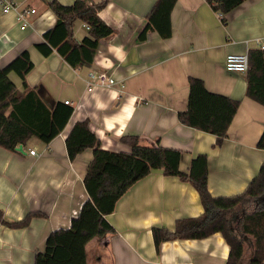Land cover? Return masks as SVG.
Segmentation results:
<instances>
[{
  "label": "crops",
  "instance_id": "0c3cea01",
  "mask_svg": "<svg viewBox=\"0 0 264 264\" xmlns=\"http://www.w3.org/2000/svg\"><path fill=\"white\" fill-rule=\"evenodd\" d=\"M33 8L29 26L20 28L12 12H0V67L27 50L33 67L25 75L29 87L42 99L68 100L72 113L64 128L49 142L31 137L21 149L0 145V208L6 221L38 212L25 227L0 223V264H33L47 235L67 228L88 197L83 178L92 160L88 147L70 159L65 138L75 122L88 121L102 148L129 152L120 140L138 136L145 145L160 144L180 151L179 169L187 172L191 159L205 154L207 187L213 196L242 192L264 160L257 141L264 129V105L248 97L245 72L224 67L228 53L262 49L264 0H243L226 13L208 0H176L170 10L171 33L161 37L154 29L139 34L156 0H90L103 3L98 16L112 28L99 40L91 65L72 67L55 50L44 55L36 44L57 17L50 0H15ZM70 5L74 0H56ZM73 36H89L81 20ZM89 69L103 70L124 83L86 89ZM22 90L15 72L8 74ZM202 80L213 93L239 101L226 137L181 123L187 109L188 79ZM34 149V154L29 150ZM199 195L189 181L154 169L134 182L105 215L113 232L95 236L85 246L86 264H225L229 245L220 232L203 238H176L154 246L152 228L171 230L177 219L202 212ZM251 251V250H250ZM244 252V262L251 252Z\"/></svg>",
  "mask_w": 264,
  "mask_h": 264
},
{
  "label": "trees",
  "instance_id": "16d2710c",
  "mask_svg": "<svg viewBox=\"0 0 264 264\" xmlns=\"http://www.w3.org/2000/svg\"><path fill=\"white\" fill-rule=\"evenodd\" d=\"M176 0H156L148 12L147 23L139 34L144 38L149 29L161 37L171 33L170 10ZM214 10L226 13L243 0H208ZM48 7L55 13V24L43 33V41L36 47L47 55L55 49L72 67L91 65L100 39L108 37L112 28L99 16L103 3L74 0L63 5L50 0ZM81 20L88 26L89 36L77 40L73 25ZM33 67L27 50H22L9 63L0 67V145L14 150L31 137L49 142L66 125L72 107L60 101L50 106L37 89L29 87L25 75ZM15 72L22 80L19 90L8 74ZM246 95L264 105V49L248 52L245 72ZM187 109L178 113L181 123L216 136V145L226 137L228 126L239 101L208 91L202 80L188 79ZM130 151H111L100 146L87 120L75 122L65 138L67 154L73 159L85 148H92L93 157L83 178L88 197L67 228L51 231L41 251L34 255L33 264H86L85 246L95 236L113 232L105 215L113 211L117 199L138 179L154 169L165 175H176L187 180L196 189L202 212L194 217L177 219L169 230L152 228L155 249L160 243L176 238H203L220 232L229 253L225 264H264V160L255 177L246 188L235 195L213 196L207 187V161L205 154L191 159L187 172L179 169L181 153L160 144H142L138 136L120 138ZM257 147L264 149V129ZM38 212H28L17 221H6L0 208V223L10 227H25ZM250 238L251 253L244 262L245 241Z\"/></svg>",
  "mask_w": 264,
  "mask_h": 264
},
{
  "label": "built area",
  "instance_id": "2783aa9c",
  "mask_svg": "<svg viewBox=\"0 0 264 264\" xmlns=\"http://www.w3.org/2000/svg\"><path fill=\"white\" fill-rule=\"evenodd\" d=\"M34 11L35 9L22 6L15 0H0V12H12L22 29L29 26L30 21L28 19V14ZM85 26L88 28L86 24ZM260 47L264 49V44H261ZM224 67L229 72H246L248 68V53H228L224 60ZM95 86H117L122 90L125 85L106 71L89 69L86 79V89L91 90ZM65 103H68V100H65ZM29 153L34 154V149H30Z\"/></svg>",
  "mask_w": 264,
  "mask_h": 264
},
{
  "label": "rangeland",
  "instance_id": "374dc122",
  "mask_svg": "<svg viewBox=\"0 0 264 264\" xmlns=\"http://www.w3.org/2000/svg\"><path fill=\"white\" fill-rule=\"evenodd\" d=\"M245 248H246V252L248 253L251 250V241L250 238H247L245 241Z\"/></svg>",
  "mask_w": 264,
  "mask_h": 264
},
{
  "label": "water",
  "instance_id": "95a60500",
  "mask_svg": "<svg viewBox=\"0 0 264 264\" xmlns=\"http://www.w3.org/2000/svg\"><path fill=\"white\" fill-rule=\"evenodd\" d=\"M17 148H18V149H21V145H19Z\"/></svg>",
  "mask_w": 264,
  "mask_h": 264
}]
</instances>
